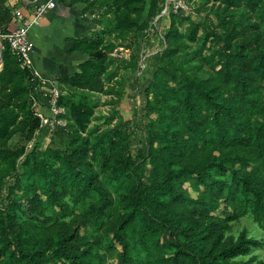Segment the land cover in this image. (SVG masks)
Listing matches in <instances>:
<instances>
[{"label": "trees", "instance_id": "16d2710c", "mask_svg": "<svg viewBox=\"0 0 264 264\" xmlns=\"http://www.w3.org/2000/svg\"><path fill=\"white\" fill-rule=\"evenodd\" d=\"M66 1L95 12V28L73 40L70 51L86 59L59 79L61 94L66 86L102 90L103 35L143 31L165 5L58 0ZM205 1L216 23L204 26L203 42L211 36L220 45L217 68H199L197 50L175 56L199 25L180 33L177 19L188 18L169 6L163 62L152 97L145 91L144 114L154 118L135 146L134 119L122 116L92 142L61 129L64 148L35 145L18 162L22 141L40 127L30 98L38 79L3 37L12 16L0 0V264H264V35L251 20L263 0ZM75 112L81 122L85 112ZM14 136L21 142L10 145ZM244 216L259 236L232 232Z\"/></svg>", "mask_w": 264, "mask_h": 264}, {"label": "rangeland", "instance_id": "374dc122", "mask_svg": "<svg viewBox=\"0 0 264 264\" xmlns=\"http://www.w3.org/2000/svg\"><path fill=\"white\" fill-rule=\"evenodd\" d=\"M213 9L214 6H212L211 1L185 0L183 8L176 11L188 18L186 20L177 19L176 26L180 33L187 32L190 22L197 23L199 27L196 30L194 41H190L186 37L182 39L187 46L184 50H179L175 56H178L179 61H182L187 56L185 52L190 53L197 50L200 58L199 68L209 72H214L217 68L212 55L213 51L220 47L216 39H210L211 36L206 38L205 43L203 42L204 26L209 24L211 27L216 23L212 13ZM93 14L95 15V12ZM251 20L257 23L256 29L264 35V0L257 11L251 15ZM168 26V14L161 12L160 15L151 19L143 31L129 29L119 37L115 31L105 33L103 44L108 47V55L106 70L102 75V90L89 91L66 86L63 94H60L58 98V105L62 109L60 117L66 124L57 126L52 130L40 126L30 141H22L25 145V152L18 159V162L35 145L40 151L48 146L64 148L66 142L60 137L61 129L68 132L78 131L89 142H92L105 129L118 123L122 116L126 119H134L135 126L132 130L131 145L135 146L142 139L144 133L142 126L154 118L153 115L144 114L145 91L149 93V98H151L152 88H149V84L154 80L155 67L163 62V60H158L157 55L165 45L163 36L165 37ZM189 69L194 70L196 66L191 65ZM34 86V81H32L31 89ZM77 107L79 111L85 112V118L81 122L76 116L75 109ZM67 123L68 128L66 127ZM9 142L10 145H14L21 142V139L19 136H14ZM107 185L110 193L116 198L118 194L116 187L109 183ZM243 227L251 235H260L249 216L232 222L234 234H237ZM257 253L264 259V249L257 250ZM110 258L114 259V257Z\"/></svg>", "mask_w": 264, "mask_h": 264}, {"label": "crops", "instance_id": "0c3cea01", "mask_svg": "<svg viewBox=\"0 0 264 264\" xmlns=\"http://www.w3.org/2000/svg\"><path fill=\"white\" fill-rule=\"evenodd\" d=\"M32 3V0H5L12 16L7 31L18 24L13 17L14 11L19 9L27 15ZM82 8V4L58 2L38 24L29 28L28 37L33 47L32 69L43 82L44 89L52 83L58 85L59 79L74 74L78 71V65L86 59L81 51H70L74 39L89 35V30L95 28L93 11L82 14Z\"/></svg>", "mask_w": 264, "mask_h": 264}, {"label": "built area", "instance_id": "2783aa9c", "mask_svg": "<svg viewBox=\"0 0 264 264\" xmlns=\"http://www.w3.org/2000/svg\"><path fill=\"white\" fill-rule=\"evenodd\" d=\"M29 7V14H24L21 10L16 9L13 17L17 19L18 24L13 29L7 31L3 37L6 39L11 51L17 56L18 60L28 67L33 76L35 86L30 92L31 107L34 113L40 118V126L52 130L57 126H64L66 123L60 117L62 109L58 105V98L61 94L58 85L52 83L44 89L43 82L37 77L32 69L31 54L33 51L32 44L28 37L29 28L38 24L40 19L50 10L56 7L58 0H32ZM171 5V6H170ZM185 5V0H165L162 13L168 11L169 6L177 11Z\"/></svg>", "mask_w": 264, "mask_h": 264}, {"label": "water", "instance_id": "95a60500", "mask_svg": "<svg viewBox=\"0 0 264 264\" xmlns=\"http://www.w3.org/2000/svg\"><path fill=\"white\" fill-rule=\"evenodd\" d=\"M1 32H0V67L3 63V55H2V41H1Z\"/></svg>", "mask_w": 264, "mask_h": 264}]
</instances>
